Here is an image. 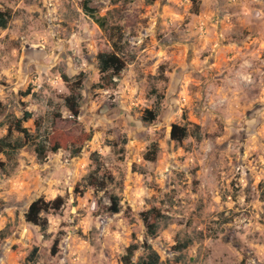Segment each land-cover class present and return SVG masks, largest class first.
Wrapping results in <instances>:
<instances>
[{"label":"rangeland","instance_id":"rangeland-1","mask_svg":"<svg viewBox=\"0 0 264 264\" xmlns=\"http://www.w3.org/2000/svg\"><path fill=\"white\" fill-rule=\"evenodd\" d=\"M229 1L0 0L12 11L0 30V139L32 113L29 138L10 136L24 146L0 153V264H29L36 247V264H123L131 245L144 258L146 242L161 264H264V0ZM100 53L125 65L106 89ZM78 79L73 116L65 99ZM174 125L201 138L173 141ZM53 142L39 161L34 144ZM38 199L63 201L42 212L45 232L25 218ZM153 209L149 239L141 215Z\"/></svg>","mask_w":264,"mask_h":264},{"label":"trees","instance_id":"trees-1","mask_svg":"<svg viewBox=\"0 0 264 264\" xmlns=\"http://www.w3.org/2000/svg\"><path fill=\"white\" fill-rule=\"evenodd\" d=\"M86 10H89L88 6H85ZM93 17V16H92ZM12 20V11L10 9L0 10V30H5L9 27V24ZM99 71L102 75L101 81L102 83L98 85V87L106 89L111 85H115L114 79L119 78L121 72L123 71L125 65L121 58L117 54H109V53H100L97 57ZM65 81H68V78L64 76ZM82 86V80L78 79L77 82L73 83L71 86V94L65 99V105L71 112L73 116L79 115L80 102H81V93L80 89ZM158 98H162L158 96ZM160 114V101L157 103V106L154 109L146 110L142 114L141 120L144 123L152 124L157 120ZM32 119V113L25 111L21 118H16L11 120L9 123V133L8 136L0 139V153H4L8 159H12L17 152L24 146L21 141H10V136L12 132H19L25 134L26 138H29V133L26 128L23 127V123ZM195 136L197 139L201 138L200 131L193 132L191 134L190 130L186 127H180L174 125L171 130V139L176 142H180L186 139L189 136ZM35 145V152L39 161H45L47 159L48 153H56L61 147L58 142H53L50 144L37 143ZM158 153V147L156 144L152 145L150 149H148L145 159L148 161L156 160ZM94 156L98 160V156L95 153ZM3 162L0 161V170L3 169ZM97 170H95L88 177L91 185H94V179L96 177ZM114 207L111 208V212L117 213L119 212V198L114 197ZM63 205V201L61 199L56 200L55 202L46 203L43 199H38L33 202L28 211L25 214L26 221L33 225H37L41 227V231L45 232L47 230V223L43 221L41 218L42 212H48L50 210L57 211ZM142 221L146 228L147 237L149 239L157 237L158 232L160 231L159 226V218L160 214L155 210H149L144 212L142 215ZM58 242L56 241L52 253L55 254L57 252ZM187 247V243L185 246H182V249ZM144 248L146 251V256L139 260H135V252L138 249L137 245H131L126 255L122 258L123 264H161V257L159 253L152 247L148 242L144 243ZM39 249L36 247L31 252V254L27 258V262L29 264H36L38 260Z\"/></svg>","mask_w":264,"mask_h":264},{"label":"crops","instance_id":"crops-1","mask_svg":"<svg viewBox=\"0 0 264 264\" xmlns=\"http://www.w3.org/2000/svg\"><path fill=\"white\" fill-rule=\"evenodd\" d=\"M223 1H226V0H223ZM235 1H238V0H235ZM246 1H249V0H246ZM229 2H231V0H230ZM236 4H237V3H236Z\"/></svg>","mask_w":264,"mask_h":264}]
</instances>
